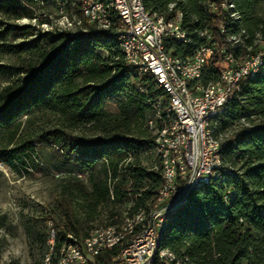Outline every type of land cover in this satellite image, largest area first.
I'll list each match as a JSON object with an SVG mask.
<instances>
[{
	"label": "trees",
	"instance_id": "obj_1",
	"mask_svg": "<svg viewBox=\"0 0 264 264\" xmlns=\"http://www.w3.org/2000/svg\"><path fill=\"white\" fill-rule=\"evenodd\" d=\"M73 1L66 0V8L73 7L87 33L42 29L41 24L51 22V9L60 11L59 0H0V54L10 57L0 63L5 80L0 87V134L6 139L0 144V162L26 173L48 165L60 173L52 174L51 204L21 223L33 264H44L50 225L55 228L51 263L56 264L63 244L80 242L95 229L119 225L125 215L153 207L162 185L154 140L155 129L170 118L163 113L166 94L150 73L130 76L115 42V26L98 31ZM220 1L143 3L161 19L181 11L192 32L193 50L209 44L197 30L210 29L213 39H223L208 9ZM232 1L243 30L234 55L255 54L264 39V0ZM22 19L27 22L20 24ZM167 48L186 54L177 43ZM111 98L117 99L114 111L104 108ZM238 98L227 103L219 133L226 140L223 161L234 174L193 188L167 214L161 233L160 246L187 258L188 264H264V67L243 81ZM157 111L163 119L152 128L149 121ZM35 120L41 124L23 131ZM43 150H50L60 167ZM231 191L235 193L224 202ZM18 233L19 225L0 212V253ZM120 249H105L89 264H115ZM0 264L22 263L10 257Z\"/></svg>",
	"mask_w": 264,
	"mask_h": 264
},
{
	"label": "built area",
	"instance_id": "obj_2",
	"mask_svg": "<svg viewBox=\"0 0 264 264\" xmlns=\"http://www.w3.org/2000/svg\"><path fill=\"white\" fill-rule=\"evenodd\" d=\"M117 1L120 4L121 12L125 13L127 18V28H122L120 32H129V38L142 40L145 59H149V63L154 68V75L159 76L163 85L168 86V89L174 94V102L177 109L181 110L184 119V128L177 132L184 134L188 160H190V170H183L179 166L176 150L173 147L174 135L161 137L163 145L169 152V161L172 162L171 171L165 174L168 175L170 190L164 192L172 193V201H165L163 194L161 210L156 217L155 224L150 225L148 232L133 237L130 245L119 257H116L117 263H115L150 264L149 253L155 239L159 217L166 212V207L174 205L177 200L185 197V190L192 180L208 178V170L214 169V166L218 165L216 150L218 145L224 144V142H218V135L225 119L215 122V134H207L206 120H204V127H197V119H202L204 112L221 109L230 101L238 100V91H241L243 81L257 74V63L264 54V43L255 54L245 56V59H233V54H230V45L223 36L226 11H218L216 7L220 13L219 23H216L217 30L223 39H213L210 30V51L207 60L199 61L198 50L202 44L192 50V32L184 24L182 17L173 16L166 19L162 15L161 21H152L150 11L141 12L140 0ZM210 4L216 6V2ZM57 7L58 9H70ZM202 31H196L199 38H202ZM242 33L243 30L239 28L237 30L238 46L241 42ZM170 43H177L184 47L187 67H177V55L167 48V44ZM139 64L140 62L135 61L132 53V65ZM213 65H221L225 69V79H217L216 76H213ZM172 70L186 72V80L176 82L172 79ZM212 82L224 83V90L216 91V100H208ZM165 124L166 121L161 128L164 129ZM228 193H235V191ZM227 194L224 195L226 203L228 202ZM85 245H94V250L98 248L109 250L110 247H113L112 243L91 242L90 244H81L79 242V249H74L69 264H85L86 260L94 259L92 255H87L85 252Z\"/></svg>",
	"mask_w": 264,
	"mask_h": 264
},
{
	"label": "bare ground",
	"instance_id": "obj_3",
	"mask_svg": "<svg viewBox=\"0 0 264 264\" xmlns=\"http://www.w3.org/2000/svg\"><path fill=\"white\" fill-rule=\"evenodd\" d=\"M59 6L66 8V0H59ZM78 4L81 6L83 15L89 20L90 23H93L95 28L98 31H106L112 28L114 38L117 46L122 51L125 58V66L127 67V72L131 76L132 74H141V73H150L152 75L156 84L163 89L166 94L167 107L166 112L163 110V113H167L170 116L169 120L166 122L164 129H155V140H154V150L156 154L159 155L160 163L159 170L162 176V185L159 188L153 207L148 210L139 208L132 215H125L124 219L119 225L108 226L104 228H98L90 232V234L80 241L81 244H90L91 242H100V244L112 243L113 247L120 246L121 249L117 257L122 254L126 247L130 245L133 237L137 235H142L149 231L150 225H154L156 222V217L160 213L161 204L163 201V194L165 201H172V193H164L170 190V183L168 182V172L172 169V162L169 161V152L166 150L161 137H170L174 135L173 147L176 150V157L179 160V166L183 170H190V160H188V151L185 146L184 134L180 131L184 128V119L182 118V112L180 109H177V106L174 102V94L168 89V86H164L161 82V78L157 75H154V68L149 63V59H145V51L142 45L141 39L129 38V32H120L122 28H127V18L126 14L121 12L120 4L117 0H76L73 1L72 6ZM96 5V6H94ZM175 4L172 3L169 5V8L172 9ZM218 11H226V21L223 22V36L225 37L227 43L230 45V54H233V59H245V56L241 58L235 57L234 53L238 47L237 41V30L240 28V15L236 10V6L232 0H221L215 5H208V9L212 14V20L215 23H219L220 13ZM227 8V9H226ZM66 11L68 9H62ZM140 10L141 12H148L144 6L143 0H140ZM73 7L70 12L63 14L60 17V23L62 27H57L62 30H67L71 33H87L86 28H82L81 21L76 18L73 13ZM115 16L114 23L112 21V16ZM174 17H182L183 14L181 11H177ZM150 19L152 21H161V17H157L155 13L150 12ZM41 27H45L46 30L53 29L52 24L43 23ZM210 29H205L202 31V39H206L209 44H202L198 50V60L206 61L208 57V52L210 51ZM264 43V39L261 41ZM132 53L135 57V61L140 62L139 65H132ZM177 67H187V57L186 54L179 56L177 55ZM264 67V54L263 58L257 63V74ZM213 76H216L217 79H225V69L221 65H213ZM172 79L176 82H183L186 80V72L181 70H172ZM224 90L223 82H212L211 91L208 93V100H216V91ZM239 99V98H238ZM161 99L158 98L160 103ZM227 105V104H226ZM226 105H223L221 109L215 111L204 112L202 113V119H197V127H204V120L207 121V134H215L216 124L215 122L222 121L224 119V111ZM166 114V115H167ZM163 115L161 111H157L155 114V119L149 121L150 126L155 127V120L162 119ZM156 128V127H155ZM222 134L218 135V142H225ZM223 145H218L216 150V157L218 165L214 166V169L208 170V178L205 179H195L189 183V186L185 190V197L179 199L174 203V205L166 207V212L163 216L158 219V226L156 227L155 239L151 245V251L149 253L150 264H188L187 258L178 257L173 251L168 248L160 246L161 233L164 228V225L167 222V214L173 211L178 206L182 205L189 193L196 186L208 183L212 180H224L227 175L234 174V170L227 166L223 161L222 148ZM156 169V168H155ZM230 170V171H229ZM234 193L227 194V201L230 199L231 195ZM224 202L225 198H224ZM128 214V213H127ZM49 237H48V252L44 258L45 264L51 263V255L54 252V241H55V228L51 225L49 226ZM111 248V247H110ZM74 249H79V242H69L63 244L57 253L56 264H69L72 259ZM107 248H98L94 250V245H85V252L87 255H92L95 257L99 255L102 251ZM93 260H86L85 264H89Z\"/></svg>",
	"mask_w": 264,
	"mask_h": 264
},
{
	"label": "rangeland",
	"instance_id": "obj_4",
	"mask_svg": "<svg viewBox=\"0 0 264 264\" xmlns=\"http://www.w3.org/2000/svg\"><path fill=\"white\" fill-rule=\"evenodd\" d=\"M51 22L53 29L62 27L60 17L70 12L62 9H51ZM26 19L19 21L20 24L26 23ZM46 30L45 27H42ZM10 57L6 54H0V63L8 62ZM5 84V80L0 77V87ZM116 98L107 100L104 108L114 111L116 106ZM165 108V112H166ZM41 121L35 120L31 124H26L23 131H32ZM4 135L0 134V144L5 143ZM45 156L50 162L60 167L59 161L50 150H43ZM153 158L151 154L147 155V161ZM54 172V173H53ZM60 173L56 170L52 171L50 166H44L41 170L26 173L24 169H11L0 162V212H6L19 225V233L16 237H9L8 245L3 248L0 253V260L4 261L10 257L18 258L22 264H33L29 257L26 236L23 232L21 223L30 217L39 216L48 204L53 201L55 193V179ZM47 254V253H46ZM46 256V255H45ZM45 258V257H44ZM45 264V260L43 259Z\"/></svg>",
	"mask_w": 264,
	"mask_h": 264
}]
</instances>
